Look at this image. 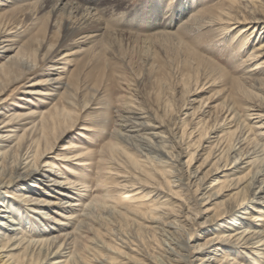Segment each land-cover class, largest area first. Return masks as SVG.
<instances>
[{"label": "rangeland", "instance_id": "rangeland-1", "mask_svg": "<svg viewBox=\"0 0 264 264\" xmlns=\"http://www.w3.org/2000/svg\"><path fill=\"white\" fill-rule=\"evenodd\" d=\"M6 1L0 0V23L17 27L15 45L29 52L28 61L33 63L29 66L24 63V66L17 69L19 76L0 85V90L4 92L2 96L8 99L6 105L0 104V109L4 112L8 110L9 113L21 96L28 97L25 91L32 88V82L47 77L46 73L51 71L52 66L63 63V72L57 76L53 70L48 76L58 78L60 86L55 87L46 103L38 108L47 115L49 111H55V106L64 107L73 113L74 119L69 122L72 125L70 130L64 131L65 134L58 138L49 154L63 160H57L52 163L53 166L61 168L70 178L85 175L92 191L107 163L111 162L117 167L113 170L117 175H105L108 176L105 181L107 188L98 191L102 199L93 209L87 230L73 241L71 251L76 264H199L200 257H193L191 253L198 242H203L204 237L224 235L228 232L226 227H233L235 222L238 221V225L246 223L247 220L243 217L253 213L252 209H264V191L258 192L257 187L243 190L234 198L231 197L232 200L240 195L254 199L243 205L231 219L212 221L215 214L225 208L226 201H229L228 195L241 187L225 190L210 200V204L202 206L207 196L218 189L219 184H223V191L230 183L244 179L238 178L241 168H238L240 171L227 169L223 176L215 178L209 188H202L205 176L223 159L214 158L219 147L224 146L223 150L227 146L232 148L235 139L247 129L248 136L240 140L237 146L244 151L255 144L262 145L261 148L264 149V136H260L264 134H256L264 131V128L251 127L259 125L263 117L260 119L254 116L256 114L251 116L253 118L247 116L254 105L264 112V87L262 90L250 87V93L233 90L234 78L241 76L246 68L255 64L246 59L251 49L264 40V29L260 32L261 35L259 30L252 31L253 34L250 33L245 44L238 42V27L226 33L215 30V25L182 29L187 18H192L202 9L214 7L220 0H184L181 3L178 0H71L81 6L92 7L95 15L102 19L103 26L109 25L140 36L153 35L150 33L156 31H172L221 70H210L209 67L195 69L192 64L183 60L178 49L171 46L169 38L142 39L139 36L123 35L119 37L118 45L114 46L104 37L103 28L98 31L99 36H95L92 43L82 44V51L73 53L79 48L66 45L59 55L48 59L46 49L49 44L58 48L62 39V27L49 24L52 23L49 14L42 15L37 11L30 15L25 7L30 0H16L7 4ZM178 10L183 14H178ZM260 76L264 77V66ZM60 92V97H56ZM63 92L66 98L61 97ZM33 102H36L35 98L26 103ZM123 105H134L144 112L146 117L136 121L145 122L149 126L131 128L139 129V134L151 137L160 148L142 156L140 152H134L136 145L133 150L124 151L116 147L119 153H113L109 161H104L108 153L106 149L104 158L100 160V151L109 142L110 132L122 130L114 123ZM231 111L236 113L237 118L229 121L228 114ZM127 115L137 117L133 113ZM147 133L160 136L155 138ZM117 137L124 143L125 136ZM137 139L133 137L128 140L138 144ZM47 140H52L49 133ZM157 140H162V143H157ZM71 141H79L87 146L88 153L83 157L86 161L84 167L78 164V159L62 158L67 150L61 148L68 146ZM39 143V152L42 153L45 150L44 140L40 139ZM231 148L226 150L224 158L233 162L237 155L235 156L236 150L231 152ZM20 155L21 151L13 154L10 171H20ZM38 158L37 155L33 160L35 164H38ZM47 159L49 162V158ZM121 174L130 177L123 178L119 176ZM123 179H126L127 184L134 183L133 190L122 186L125 181H119ZM30 180L21 181L16 188L43 190L37 188L43 187L37 179H34L39 185L36 188L30 186ZM174 182H179V186H173ZM56 190L47 189L44 194H29L38 200L59 202L64 196L57 194ZM159 205L173 209L171 214L160 215L156 210ZM54 206H28L26 216L22 221L19 219L20 223L25 222L26 231H17V236L26 234L30 225L35 228L36 225L31 221L40 217L33 212L35 208L42 207L47 213V222L41 228L47 226L46 223L50 224L51 216L56 214L49 208ZM206 207L209 211L203 212ZM54 208L58 212L62 211L58 206ZM167 220L179 224L180 229L175 232L167 231L161 224ZM0 222H3L0 225V235H12V223L2 217ZM189 236L191 240L186 247L184 244ZM243 250L246 253L243 255L245 259L254 256L248 253V249ZM10 252L19 255L17 264H34L36 261V254L30 258L21 248Z\"/></svg>", "mask_w": 264, "mask_h": 264}, {"label": "bare ground", "instance_id": "bare-ground-1", "mask_svg": "<svg viewBox=\"0 0 264 264\" xmlns=\"http://www.w3.org/2000/svg\"><path fill=\"white\" fill-rule=\"evenodd\" d=\"M15 1L16 0H7L6 4ZM178 1L181 3L184 0ZM25 7L29 10L30 15L35 14L37 11L42 15L49 14V17L52 18V23L49 24L53 27L57 25L62 27V39L58 48L53 44H49L46 49L48 59H53L59 55L62 47L66 45H75L79 48L78 50H74L73 53L82 51L83 48H80L82 44L86 45V43H92L95 36H99L98 31L103 28L104 37L114 46L118 45V41L120 40L119 37L123 35H128L129 37L134 36L136 38L139 36L142 39L157 37L169 38L171 40V46L178 49L179 53L184 57L183 60L192 64L195 69L199 67H209L210 70H221L220 67L210 59L198 53L193 45L190 47L177 37L178 34L176 35L172 31H156L150 33L153 35L146 36L145 34L140 36V34L124 32L109 25L103 26L102 19L95 15L92 7L90 9L89 7L81 6L71 0H30L25 4ZM179 13L180 15L183 14L181 10H178V14ZM207 25H215V30H219L220 33H226L231 31L232 28L235 29L238 27L239 30L237 35H240L238 42L240 44H245L252 31L259 30L258 33L261 35L260 32L264 29V0H220L214 7L202 9L192 18H187L184 28H181L188 30L189 28L196 27L203 28V26L205 27ZM16 29L17 27H10L6 23H0V85L3 82L5 83L10 79H14L17 75L19 76L20 72H18L17 69L19 70L20 67L24 66V63L26 66L32 65L33 63L30 62V60L28 61L30 55L27 54H29V52L23 50L21 46L17 47V45H15L14 40L18 33ZM246 60L248 62L253 61L255 64L246 68L241 76L234 78L233 90L242 93L251 91L250 87L262 90L264 87V77L260 76V72L264 66V40L260 42L258 46L251 49ZM62 64L63 63H59L50 68L51 71L55 70L54 75L58 76L64 71ZM51 71L46 73L47 77H42L32 82L30 84L32 88L25 91V94L30 97L21 96L19 99L20 101L14 105L9 113H7L8 110L4 112V110L0 109V217L6 219L13 225L10 227V230L13 231L12 235H0V264H17L19 255H14L17 253L10 251L20 248L23 250V253L26 252L30 258L34 257L35 254L37 255L34 264H76L73 252L71 251L73 241L77 239V237L82 236V233L85 232L89 226L90 219L93 216V209L97 206L98 201L102 199V195H100L99 192L107 188V182L105 181L108 176L106 177L105 175H117V172H113L117 167L113 166L111 162L107 163V166L100 172L98 183L95 184V188L92 191L87 177H84L85 175L70 178L67 174H64L61 168H55V166H53L52 163H56V161L61 158L58 159L49 154L54 148V143L62 134H65L64 131L68 132V130H70L71 123L69 124V122L74 118L72 111L64 107L59 108L55 106V111H49V115H47L45 111L38 110L40 105L46 103L47 99H49L52 90L60 86L58 85V78L48 77ZM3 94L4 92L0 90V104L6 105L8 99L6 96L3 97ZM253 94L255 93L253 92ZM60 95L61 92L57 93L56 97L59 98ZM61 97L66 98L65 92L62 93ZM31 98H35L36 102L27 104L26 102L31 101ZM24 110H28V112H24ZM127 113L136 114L137 117L127 115ZM228 115L230 116L228 119L229 121L237 118L235 112L231 111ZM252 115L260 119L263 117V119L262 121L260 120L261 122L259 125L251 127L255 129L264 128V112L261 111V108L257 105L251 107L247 116L253 118L251 117ZM116 117L117 119L114 124L117 127H121L122 130L115 129L110 132L109 135L111 138L108 140L109 142L104 144L100 151V160L104 158L106 149L108 153L103 159L104 161H109L113 153L120 152L116 147H120L124 151L126 149L133 150L136 145L137 148H135L136 150L134 149V152L138 151L142 156L148 155L152 150L160 148L152 141L151 137L144 133L139 134V129L133 130L131 128L144 125L149 126L145 122L136 121V119H143L146 117L143 111L139 110L134 105H123L120 107V113L117 114ZM154 127L157 128L158 126ZM125 131L134 132L135 134H128ZM248 132L247 129H245L243 133L241 132V136L235 139L236 141L232 148L227 146V149L231 148V152L236 150L235 156L237 155V157L233 162H231L232 160H229V158H224L227 149L223 150L224 146L222 145L223 147H219L217 153L214 154V158L218 157L216 160H221L223 157L222 161H220V164L209 174L206 176L204 175L203 189L209 188L215 178L223 176L227 169L238 171V168H241L238 178H244L238 180L234 184L230 183L223 191L221 190L223 184H219L218 189H214L210 195L207 196L206 202L203 203L202 206L208 203L210 204V200L221 195L225 190L229 191L232 188L238 189L241 187L230 195L227 194L229 201H226L225 208L217 212L215 217L213 216L214 218H212V221L213 219L218 220L220 218H224V220L231 219L239 209H242L243 205L254 200L251 197L243 198L241 195L236 200H232L231 197L234 198L238 192L241 193L243 190H251L254 187L258 188V192L264 191V149L261 148L262 145L257 146L254 143V146L245 151L242 150L239 145L237 146L240 140L248 136ZM47 133H49V136H52V140H47ZM147 134L155 138L160 136L155 133ZM256 134H264V131H258ZM118 135L125 136L124 143L120 141L117 137ZM133 137L138 138V144L128 140ZM40 139L44 140L45 150H42V153L39 152ZM157 143L161 144L162 140H157ZM61 149L67 150L62 158L65 160L69 158L78 159V164L84 167L86 161H84L83 157L88 153V148L82 142L71 141L68 146L62 147ZM20 151V171H10L9 167L13 154ZM37 155L39 157L38 164H35L33 160H35ZM47 158H49V162ZM52 158L54 159L50 161ZM141 161L143 160L141 159ZM249 167L251 168L244 172ZM119 176L123 178L130 177L126 174H121ZM29 179H31L30 186L35 188L39 186L34 180L37 179L43 185V187L37 188H43V190L16 188L21 181ZM122 181H125L122 183L124 188L133 190L134 187L132 186L134 183L127 184L126 179L119 182ZM173 186H179V182H174ZM47 189H51L52 191L57 189L56 193L64 197L60 198L59 202L54 200L46 202L44 200H38L29 194L31 192L44 194L47 192L45 191ZM230 200H232V202ZM45 204L49 206L56 205L62 208V211L58 212L54 210L56 206L50 207L49 209L54 212L56 216L52 215L50 224L46 223L47 226L41 228L42 224L47 222V213L42 207L38 209L35 208L33 212L40 215V217H38V220H34V222L31 221L36 225L34 229L31 225L28 227L30 229L29 231L32 230L33 232L31 233L28 231L26 234L22 233L23 235L18 237L17 234L19 232L26 231L24 229L25 222L20 223L19 219L22 221L23 217L26 216L25 212L27 207ZM156 210L160 215H169L173 209L171 210L170 207L159 205L156 206ZM252 210L253 213H248L243 217L247 220L246 223L238 225L237 221L233 224V227H226V231H228L226 234L210 236L208 238L204 237L203 242L197 243L198 246L194 247L191 253L193 257H200L198 258L200 260L199 264H264V209L258 207ZM207 211H209V208H204L203 212ZM180 217H182V215H180ZM206 218H208V216ZM224 220H222L221 224L224 223ZM2 223L3 222H0V225ZM161 224L169 232H175L180 229V225L173 220H167ZM24 234L28 235V237H25ZM30 234H32V236ZM190 240L191 237L189 236L184 246H189L188 242ZM243 249H248V253L254 256L245 259L243 255L246 253ZM206 252L211 254H206ZM49 258L54 259L50 260Z\"/></svg>", "mask_w": 264, "mask_h": 264}]
</instances>
